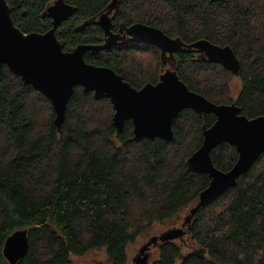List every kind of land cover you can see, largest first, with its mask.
I'll list each match as a JSON object with an SVG mask.
<instances>
[{"label":"trees","instance_id":"1","mask_svg":"<svg viewBox=\"0 0 264 264\" xmlns=\"http://www.w3.org/2000/svg\"><path fill=\"white\" fill-rule=\"evenodd\" d=\"M5 1L22 33L51 28L44 14L55 0ZM63 1L74 12L55 31L62 50L102 43L94 21L112 0ZM115 10L113 32L143 23L186 44L203 39L230 46L240 63L237 96L232 73L192 53H176V74L214 104L235 102L248 119L264 115V0H116ZM84 61L113 70L136 89L155 84L164 71L156 47L131 42L87 51ZM112 116L107 99L95 100L76 87L58 132L50 101L2 67L0 264H7L5 239L18 229H27L29 249L16 264H74L71 256L100 249L109 264H127L126 248L138 235L196 204L210 179L185 162L214 115L180 112L171 142H136L131 121L119 133ZM210 157L226 172L237 153L221 144ZM186 226L182 237L157 245L151 264H264V152L234 188L199 208Z\"/></svg>","mask_w":264,"mask_h":264},{"label":"water","instance_id":"2","mask_svg":"<svg viewBox=\"0 0 264 264\" xmlns=\"http://www.w3.org/2000/svg\"><path fill=\"white\" fill-rule=\"evenodd\" d=\"M115 2L112 0L107 10L94 21L103 31L104 43L81 44L71 52H65L55 31L73 14L71 5L55 0L44 14L51 19V28L45 33L24 34L14 25L7 2L0 0V73L2 67H6L20 78L24 86H31L50 101L58 132L76 87L81 88L84 94L92 93L96 100L107 99L113 108L114 128L121 133L124 122L131 121L132 136L136 142L142 139L171 142L172 121L184 110H191L199 116L214 115V123L209 128H203L199 148L185 162L190 171L207 175L210 180L183 220V227L191 222L199 208L234 188L238 178L247 173L264 152V115L248 119L239 113L235 103L217 105L206 100L190 91L179 79L175 65H169L155 84L148 83L136 89L113 70L85 63L83 56L87 51L108 49L127 37L126 42L156 47L161 52L163 63L167 54L168 59H175L174 53L194 50L208 64L220 65L233 76L239 75L240 63L230 46L215 45L203 39L186 44L143 23L126 27L125 35L114 34L111 32L113 16L110 14L115 9ZM221 144L234 147L237 153L234 165L226 172L216 169L210 157L212 150ZM183 234L182 228H179L151 237L138 249L131 263L149 264L151 248ZM28 249V231L18 229L5 239L2 256L7 264H16L26 256ZM194 254L203 256L204 252L195 250Z\"/></svg>","mask_w":264,"mask_h":264},{"label":"rangeland","instance_id":"3","mask_svg":"<svg viewBox=\"0 0 264 264\" xmlns=\"http://www.w3.org/2000/svg\"><path fill=\"white\" fill-rule=\"evenodd\" d=\"M162 72H163V69H162ZM230 84L232 88V95L235 97L237 96L240 90V86H241L240 79L236 76H233ZM54 118H55V114H54ZM192 207L193 205L188 206L187 208L183 209L176 216H174L171 220H167L164 222H154L148 230L138 235L135 238V240L131 244H129L126 248L127 260H128L127 264H132L131 263L132 258L136 255V253L138 252V249L144 243H146L148 239L156 235H159L169 229L181 228L183 220L188 215L189 210ZM156 251H157L156 248L152 250V255L149 259V262L155 260V258L157 257ZM71 260L74 264H109L105 249L90 251L82 256H71Z\"/></svg>","mask_w":264,"mask_h":264},{"label":"flooded vegetation","instance_id":"4","mask_svg":"<svg viewBox=\"0 0 264 264\" xmlns=\"http://www.w3.org/2000/svg\"><path fill=\"white\" fill-rule=\"evenodd\" d=\"M117 10V9H116ZM115 9H113L112 10V12H111V14H110V16H112L113 15V12H115L116 11ZM125 28L126 27H122V28H120V29H118V31L117 32H113L112 30H111V32H113L114 34H120V35H125ZM128 38L126 37V39H125V41H122V42H118V43H116V44H124V43H128V42H126V40H127ZM102 40H103V42L102 43H99V44H103L104 43V34H103V38H102ZM115 44V45H116ZM81 45V44H80ZM94 45H98V44H94ZM114 45V46H115ZM144 45H146V44H144ZM74 49V48H73ZM72 49V50H73ZM109 49V48H108ZM71 50V51H72ZM105 50H107V49H105ZM71 51H67V52H71ZM183 53H192V55L195 57V58H197V59H199V60H201V61H203L204 63H206V64H208L207 62H205V60L202 58V56L198 53V52H195L194 50H190V51H185V52H183ZM160 54H161V52L159 51V57H160ZM175 55H176V53H174V57H175ZM83 60H84V56H83ZM164 60L166 61L165 63H163L162 61V65L164 66V70L166 69V68H168L169 67V65H175V59H168V54L166 55V58H164ZM167 60H169V61H167ZM86 63V62H85ZM87 64H89V63H87ZM95 66V65H94ZM236 77H238V76H236ZM82 90V89H81ZM232 103H235V102H232ZM232 103H230V104H232ZM236 104V103H235ZM193 112V111H192ZM203 115V114H202ZM183 224V223H182ZM186 224L182 227V225H181V228H182V230H184L183 232L185 233V229H186ZM157 247V246H156ZM156 247H154V248H151L150 249V257H151V255H152V250L153 249H155ZM152 262V261H151ZM151 262H149V264H151Z\"/></svg>","mask_w":264,"mask_h":264}]
</instances>
